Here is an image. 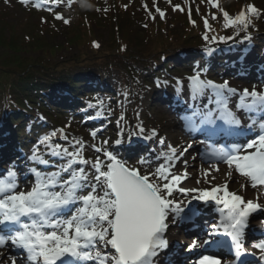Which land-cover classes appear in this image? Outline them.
I'll list each match as a JSON object with an SVG mask.
<instances>
[{"label": "snow or ice", "instance_id": "snow-or-ice-1", "mask_svg": "<svg viewBox=\"0 0 264 264\" xmlns=\"http://www.w3.org/2000/svg\"><path fill=\"white\" fill-rule=\"evenodd\" d=\"M41 2L59 5L63 0ZM167 2L171 4V0ZM21 3L29 4L30 0H21ZM72 3L73 0H67L68 5ZM207 3L222 15L223 27L237 30L236 35L253 27V20L264 14V10L251 3L245 4L235 15L221 6V0H207ZM40 6V3L36 4V7ZM154 6L163 18L166 13L156 6V0ZM144 7L147 9L146 3ZM48 10L52 11V8ZM173 10L183 11V7L174 5ZM210 15L213 20L217 19L214 13ZM152 18L155 19L154 16ZM56 19L69 23L60 13L56 14ZM204 25L211 30L207 18ZM245 38L250 40L251 36L246 35ZM232 39L235 37L204 35V40L211 43H227ZM95 46L99 47V44ZM206 51L211 54L216 49L206 47ZM187 79L193 99L209 91L212 94L209 96V105L212 106L196 108L185 119L190 132L199 131L211 139L222 135L242 136L254 127L259 128L255 137L244 144L213 148L209 153L228 166V177L234 170L247 178L251 187L258 190L256 199L246 200L236 191H229L227 182L210 189L180 187L188 173L186 170L176 173L173 169L191 144L183 149L169 145L167 152L157 155L163 163L154 170L149 168L142 172L140 167L127 164L116 153L103 147L107 145V140L102 141L101 146L91 145L97 153H102L103 159L100 156L94 160L87 159L82 139L73 138L70 151L69 147L53 142L58 135L65 141L69 140L63 128L56 129L39 140L51 156L65 161L56 171L32 168L35 183L27 191L18 190L20 186L15 167L9 168L0 178V249L10 246L16 250L10 257L11 264H17L18 260L20 264H159L157 258L169 247L165 233L170 224L178 220L191 221L201 213L196 205L188 207L193 201L205 205L212 202L221 207L219 223L210 225L206 238H194L186 246L188 252L197 251V258L190 259L188 264H222L219 255L198 251L209 246L228 249L234 252L236 264H246L240 258L254 255L245 247L249 219L254 213L264 211V202L260 200V193L264 192V116L259 121L253 118L256 113L264 114V90L255 87L238 90L231 87L227 80L216 83L204 79L200 71ZM182 83L177 80L178 85ZM232 96H238L236 110L230 106ZM103 103L98 100L95 105L89 106L99 105L101 112L97 115H102ZM238 111L252 114L250 122L245 123ZM120 120H124L123 115ZM137 129L138 132L130 135L144 134L142 124H138ZM91 136L95 139L97 132L92 131ZM156 136L157 130L152 129L145 139ZM115 143L120 145L122 140L117 139ZM160 143L163 144L164 140L161 139ZM30 159L39 165L50 163L43 158L38 146ZM137 163L145 165L151 162L142 158ZM89 166L91 172L87 170ZM211 167L219 171L217 164ZM204 175H208V170L204 171ZM244 187L242 184L241 188ZM176 193L185 199L178 200ZM217 236L227 239L214 240L213 237ZM252 247L259 251V259L264 262V234L254 241Z\"/></svg>", "mask_w": 264, "mask_h": 264}, {"label": "rangeland", "instance_id": "rangeland-1", "mask_svg": "<svg viewBox=\"0 0 264 264\" xmlns=\"http://www.w3.org/2000/svg\"><path fill=\"white\" fill-rule=\"evenodd\" d=\"M113 2L114 0H96L95 5H89L90 7L96 8H94V12L91 13L93 18L92 23L97 22L98 25H93V29V27L90 25V21L88 20L89 8H83L84 6L80 5L83 10H79V7H76L75 9V5L78 3V0H73L71 5L67 4V0H63V2L57 5L55 10L52 9V11H49V8L39 9L35 7L30 9L25 4L21 3V0H0V16L5 18L9 26L12 28L11 33L9 31L3 32L0 28V36L5 33V37L9 38L14 33V38H19V47L21 48L22 55L25 58L35 59L37 62L45 64L51 63V65L62 61L67 62L72 58L85 61V59H82L84 56L83 53H85L87 50L91 51V47L93 46L95 48L97 43L99 44V47L97 48L100 49L110 45L108 50L110 54L108 61H114V58L119 57L117 53L122 50L123 44H125L128 46V51L126 54L135 55L136 57L138 56L137 58H139L140 62L136 61L137 63L135 64V68L143 73L144 68L141 63L143 58H145L144 56L150 54L149 50L154 45V41H152L153 38L149 36L150 34L154 35L156 32L157 37H159L160 35L167 33V30L173 28L175 29L174 33L177 35V37L174 39L175 41H178L180 38H182V33H185L186 31L187 33L189 32L188 29H185V21L189 20L191 21L190 24L193 27L192 30L190 29L191 34H193L190 38L191 42L195 43L199 40H202L201 42H204L203 44L206 46L210 45L211 42L204 40L205 34L209 36H222L221 31L225 30L223 27L222 15L217 11L216 8H213L210 4H208L207 0H204V2H202V0H171V4H169L167 0H156V6L161 8L166 13L163 18H161L156 12L154 0H117L119 3V8H117L116 5V13L119 11L121 15L123 14L124 17H129L133 22L131 27L133 30V33H131V39L128 40L126 36H120L121 38L118 39L115 38L113 27L109 26L106 21L107 14L110 12ZM232 2H234L235 6L240 5L238 1L221 0V6L224 8L226 5ZM145 3L147 4V9L144 7ZM250 3H254L256 7L264 10V0H250ZM244 4L245 2L242 4V6H244ZM125 5L127 7H125ZM174 5H181L183 7V11L173 10ZM189 7L191 9V15H189ZM197 8L199 11H197ZM224 9H226V7ZM228 12L232 14L230 11ZM57 13H60L64 19L69 21V23H64L63 19H56ZM210 13H214L217 16V19L213 20ZM195 15H200L201 23L195 22L198 20ZM153 16L155 19L152 18ZM205 18H207L208 23L211 26V30L205 28ZM102 19H105L104 22ZM193 21L195 23H193ZM253 24L254 26L249 27L246 32L252 28L260 29L261 33H264V14L254 19ZM213 26H217L218 29L214 31L213 29L215 28H213ZM196 29L201 32L197 33ZM78 32L81 33L83 37H86L81 39L84 44L78 43L80 42L78 41ZM123 38L125 40H123ZM113 39L116 43V49L111 47V42ZM92 40L94 43L90 44ZM191 46L192 44H189L184 47L188 48ZM175 52L176 51H172L170 54L172 55ZM89 53H92V51ZM11 55H14V51L9 53L7 48L0 46V65H7L11 59H7L6 57ZM174 65L176 68L177 64ZM11 67L18 70L17 63H13L12 66H10V70H12ZM108 69L111 71L112 68L109 67ZM113 74L116 76L117 71L115 70ZM187 77L186 71H184V69L180 68L179 66L172 70L170 76H168L166 73H161L156 77L149 79L147 78V80L142 78V76L139 77V81L135 89L121 94V99L118 102L119 113H112L108 115V120H113V122L116 123L121 129V131L118 132V136L123 138L125 141L131 136L130 133L138 132L137 125L142 124L145 129V135H149L152 129H156L157 132H159L160 136L158 140H156L158 145L156 144L155 146V143H150L159 154L166 152L169 145L181 149V147L178 146L189 143V138L178 125L175 117L171 115L168 110H166L160 101L154 102L153 94L159 85L163 87L162 84L164 80H173L172 83L175 84H177L178 79L181 81L184 80L185 85L183 86L188 88L190 87V84L189 81L186 82V80H188ZM235 81L237 84H243L242 80ZM169 87L172 88L171 85ZM122 115L124 120L121 121L119 118ZM73 120V118L61 117L59 123H57V126L59 125L61 126L60 128L65 130V134L69 137V141H72L73 138L82 139L85 142L84 153L88 154L90 152L92 158H89V160H94L97 154L94 153L91 145H101L102 140H100V138L102 136L99 135H102V132L98 134L97 131V136L95 139H93L91 136V131L88 132L87 127L81 126L79 123L73 122ZM117 121H120V123L118 124ZM49 124L52 125L51 123ZM122 124H126L124 131L123 127H121ZM105 132L107 134L105 138L108 135L111 136L108 131ZM121 132H123L122 135ZM161 139L164 140L163 144L160 143ZM177 139L183 141L176 145ZM138 144H140V142H138ZM144 153L145 151L143 154ZM194 154L197 156L196 153ZM151 159L153 160L157 158L152 156ZM139 160L140 158L135 160L130 165L140 167L142 172L144 169H149V167H147L148 165L146 164L139 165L137 163ZM185 161V159L182 160L184 163ZM158 162L163 163V160L159 159ZM191 164H195V168L198 167L197 161H192ZM183 167H177L175 172L182 173L183 169L189 170L190 168L189 166L185 167V165ZM87 170L91 171L90 166ZM201 176L203 175L201 174ZM241 179L242 181H245L244 184H248L245 177L240 176L233 170L231 177H227L225 180L231 187L239 186L240 189L238 192H243L244 190H241ZM220 181L221 180L213 179L209 182H203L202 179L199 183H190V181H187L186 185L187 188H190L191 185H197V187L194 188H203L209 187L215 183H220ZM175 196L178 200L185 199V197L180 193H176ZM1 264L11 263L3 262Z\"/></svg>", "mask_w": 264, "mask_h": 264}, {"label": "trees", "instance_id": "trees-1", "mask_svg": "<svg viewBox=\"0 0 264 264\" xmlns=\"http://www.w3.org/2000/svg\"><path fill=\"white\" fill-rule=\"evenodd\" d=\"M238 2L241 3V0ZM236 6L239 8V5ZM94 10L89 9L90 15L88 17H90V22L93 21L91 12L93 13ZM102 20L104 22L105 19ZM106 21L109 26L113 27L116 38L119 39V35L121 34L123 37L126 36L128 40L131 39L133 22L129 17H124L118 11L116 13L114 9L107 15ZM94 23L96 24L97 22ZM90 25L92 26V24ZM0 28L3 32L8 30L11 33L12 31L11 26H9L7 20L2 16H0ZM174 30L171 28L167 32L168 34L152 37L154 45L151 49L154 51L156 57L146 55L143 58V63L147 70H151L153 73H156L159 69L170 70L169 64L171 63L168 64L161 62L160 59L157 60V54L165 52L169 46H180L183 43L187 44L189 42L190 36L189 34L186 35V33L182 40L173 42L175 38ZM78 36L79 40L80 38H86L81 33ZM0 46L7 48L10 52H15L14 55L10 56L14 58H9L11 60L7 65H0V114H3V121L8 123L9 132L20 143L27 141L37 131L46 128L45 124L40 120L39 114L46 113L52 117V113L56 112L58 115L66 114L73 116L79 111V105L82 103L81 99L89 92L104 96L108 106L114 107L120 95L119 91L121 89H124V91L127 90L129 80L132 83L137 81L132 66L139 58L135 55L126 54L128 51L127 48L119 52L118 59L114 58L116 64L112 63L111 60L108 62L110 45L104 47L102 50H96L93 53H84L82 59H85V61L98 59L95 62L105 64L92 65L83 71H75L74 66L71 65L75 60L74 58L64 62L65 64L59 62L56 63L57 65H42L41 67L36 66L37 64L31 65L23 55L18 57V59L15 58L19 54L17 50V46L20 49L19 38H6L5 33L0 36ZM114 46H116V43L113 39L111 47L114 48ZM153 60H156L162 66L156 69L152 63ZM12 62H16L18 66L22 67L17 71L12 67V70H10ZM106 64L123 66L119 71L118 77L121 82L120 87L107 76ZM92 67L98 68L94 70ZM37 70L43 74V80L37 76ZM12 72L16 76L9 75Z\"/></svg>", "mask_w": 264, "mask_h": 264}, {"label": "bare ground", "instance_id": "bare-ground-1", "mask_svg": "<svg viewBox=\"0 0 264 264\" xmlns=\"http://www.w3.org/2000/svg\"><path fill=\"white\" fill-rule=\"evenodd\" d=\"M108 75L109 74L107 73V76ZM162 85L164 87H169L168 84L165 83V81L163 82ZM1 115H3V114H0V116ZM191 138H192L191 148H188L187 151H186L187 154L183 158H181V159H185L186 160L185 167H187V166L190 167L189 170L187 169L188 170V172H187L188 173V177H187V180L185 181L183 187H187V185H186V182L187 181H190V183H198V181L200 182L203 179V182H209V181L213 180V177H214V179L221 180L220 183L217 184V185L224 184V179L227 178V171L224 169V166H221V165L218 166L217 165L219 167V171H215L214 169H212L211 166L204 167L207 164H205V163L202 164L200 161L198 162L200 164H198V167H196V168H195V164H191L192 161H198V158H196L194 156V153L191 150L196 145L197 139L194 138V137H191ZM182 141L183 140L177 139L176 145H178ZM190 143H187L185 145H180L178 147H181V149H183V148H186ZM180 163L181 162L178 161V164H180ZM214 163H217V162H214ZM191 165H193V166H191ZM205 170H208V175L207 176L204 175V171ZM201 174L203 176H201ZM194 187H197V185H191L190 186V188H194ZM242 195L246 198V200L247 199H256V197H257L256 194H254L253 192H250V191H246V192L242 193ZM260 200H261V202H264V194H261L260 193ZM203 210L204 211H203L202 217L205 216L209 212V208H204ZM253 223H254L253 225H256L257 224V222H253ZM191 234H195V231L194 232H191ZM176 235L177 234L175 233L173 235V238L174 237L178 238L177 237L178 235L177 236ZM176 241H177V239L174 238L175 247L176 248H180V246H182V243H179V244L177 243L176 244ZM180 241L181 242H189V243H191L192 239H190V236H189V237L182 238ZM245 246L246 247L248 246L247 242L245 243ZM9 260H10V257H7L4 261L8 262Z\"/></svg>", "mask_w": 264, "mask_h": 264}]
</instances>
